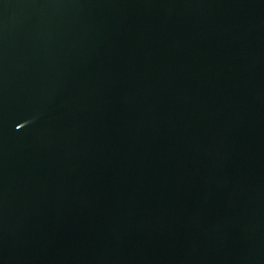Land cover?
I'll return each instance as SVG.
<instances>
[{
    "label": "water",
    "instance_id": "95a60500",
    "mask_svg": "<svg viewBox=\"0 0 264 264\" xmlns=\"http://www.w3.org/2000/svg\"><path fill=\"white\" fill-rule=\"evenodd\" d=\"M0 264H264V0H0Z\"/></svg>",
    "mask_w": 264,
    "mask_h": 264
}]
</instances>
